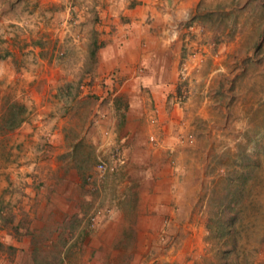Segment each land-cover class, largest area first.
<instances>
[{
	"label": "rangeland",
	"instance_id": "obj_1",
	"mask_svg": "<svg viewBox=\"0 0 264 264\" xmlns=\"http://www.w3.org/2000/svg\"><path fill=\"white\" fill-rule=\"evenodd\" d=\"M178 2L154 0L156 14H148L144 20L152 31V40L162 35L163 26L167 28L166 13ZM184 2L180 6L185 9ZM187 2L192 4L177 21L180 30L177 37L187 35V41L199 37V41L209 45L195 64L183 63L179 72L174 101L186 105L189 129L186 135L180 130L174 131L175 140L169 145L181 142L182 148L178 151L162 144L157 131H148L146 141L162 150V159L159 155L139 158L142 167L155 163L151 184L156 179L161 180L160 185L169 183L171 171L177 174L176 183H181L183 177L188 198L186 203L183 201L182 211L178 204L174 209L181 212L182 219L161 224L150 233L142 225L139 231H119L121 235L133 234L135 243L144 245L134 250L140 252L137 255L114 252L92 257L85 254L83 240L75 238L78 233L75 222L81 219L87 223L92 212L85 209L80 216L72 213L74 206L70 200L74 190L69 182L72 177L56 176L49 170L41 174L43 166L39 161L47 158L51 168L50 163L59 160L56 157L57 160L50 161L53 155L47 154L52 135L41 134L42 144L33 155L35 149L19 140L15 128L8 133L0 132V187L4 194L0 199V238L5 244L13 237L23 238L33 251L25 255L18 251L21 246H17L13 255L5 246L0 248V264H13L19 253H22V263L33 259L35 264H220L216 252L225 232L215 230L218 220L226 218L219 211L228 204L233 205L230 212L233 210L234 217L230 224L240 241L229 255V264H264V0ZM95 6H99V1L0 0V116L14 101L25 103L22 98L26 95L49 86L54 89L56 81L52 78L47 81L41 76L45 58L59 60L66 56L67 46L86 38L94 39V45L103 41L99 28H93L87 36L83 26L78 30L73 26L75 12L85 9L98 16L99 7ZM89 54L92 57L90 51ZM91 67L92 62L88 68ZM85 78H79L71 88L68 84L71 82L62 87L68 95L74 91L73 99L80 95L79 101L94 105L98 100L85 90L89 84ZM26 105V118L32 120L36 104ZM88 138L99 142L101 134L93 129ZM85 144L80 143L82 150ZM24 150L32 155H20ZM63 155L62 167L81 169L82 180L95 191L94 181L100 176L97 155L74 154L80 155L74 162L68 153ZM102 160L107 162V158ZM55 188L62 189L68 201L62 200L59 192H52ZM31 189H41L47 200L44 206H38ZM61 203L64 204L61 206ZM112 236L115 239L117 234L111 232L109 237ZM88 243L89 239L86 247Z\"/></svg>",
	"mask_w": 264,
	"mask_h": 264
},
{
	"label": "crops",
	"instance_id": "obj_2",
	"mask_svg": "<svg viewBox=\"0 0 264 264\" xmlns=\"http://www.w3.org/2000/svg\"><path fill=\"white\" fill-rule=\"evenodd\" d=\"M97 1L99 6L95 7H99L97 15L100 19L95 14L94 18L91 12L84 9L75 12L73 26L76 30L83 26L87 36H90L93 28H99L103 41L95 44L97 50L92 57L89 49L93 46L94 39L86 38L67 46L66 56L59 60H50L51 56L45 58L46 66L41 71V76L47 81L51 78L55 80V87L52 89L49 86L22 98L26 104L34 103L36 107L32 120L25 118L15 132L19 133V140L35 149L33 155L37 154L36 149L42 144L41 134L52 135L53 146L49 145L47 154L53 155L49 158L50 161L57 160L56 157L59 160L51 162V168L47 165V158L39 161L43 166L41 174L44 175L49 170V173L56 176L72 177L69 180L74 190V197L70 200L74 206L72 213L80 216L85 209L92 212L87 223L81 219L75 222L77 232L81 233L80 236L76 233L75 238L81 242L83 240L82 249L87 250L85 254L95 257L115 252L134 256L140 253L134 250L144 248V245L135 243L133 234L122 236L119 231H139V226L142 225L150 233L158 230L161 224L182 219L181 212H175L174 209L178 204L182 211L183 201L188 198V186L183 184V177L181 183H176L177 174L171 171L169 183L160 185L158 183L161 180L156 179L151 184L150 176L155 163L142 167L139 158L142 155H159L162 159V150L146 141V133L152 129L161 136L162 144L175 147L176 151L182 148L181 142L170 146L175 140L174 131L180 130L186 135L189 129L186 105L174 101L180 68L183 63L191 66L195 64L209 45L199 41V37L189 41L187 35L177 37V32L180 31L177 21L185 16L192 4L187 0L184 2L187 3L185 9L180 6L183 5V0H179L176 7L168 15L166 13L167 28L162 27V35H158L157 40L151 39L150 27H146L147 22L144 21L148 14H156L157 9L152 4L154 0ZM189 50L192 55H189ZM91 62L93 67L88 68ZM85 76V80L89 81L85 90L93 93L90 97L98 100L94 105L79 101L80 95L73 99L74 91H70L68 95V91L62 87L66 82H71L68 83L71 88V84ZM34 97L39 98L38 101L35 99L39 104L33 100ZM93 129L101 134L99 142L96 140L94 143V140L88 138ZM80 143H86L84 150L80 148ZM88 143H94V148ZM85 152L97 155L99 161L107 158V162H104L108 169L102 177L95 179V191L90 189L92 185L82 180L81 169L74 167L67 170L62 167L65 164L63 154L68 153L74 162L80 156L74 154ZM20 155L32 154L24 150ZM56 189L52 192H59L62 200L68 201L66 193H61L62 189ZM2 190L0 187V199L4 195ZM33 194L38 206H44L47 200L41 189H31V195ZM99 203V206L96 205ZM111 232L117 234L115 239L113 236L109 237ZM10 243L21 246L18 251L25 255L28 252L32 254L33 249L25 245V239L13 237ZM97 246L99 248H95ZM22 253L18 254L13 264H35L33 259L22 263Z\"/></svg>",
	"mask_w": 264,
	"mask_h": 264
},
{
	"label": "trees",
	"instance_id": "obj_3",
	"mask_svg": "<svg viewBox=\"0 0 264 264\" xmlns=\"http://www.w3.org/2000/svg\"><path fill=\"white\" fill-rule=\"evenodd\" d=\"M169 2H171V0H167V3ZM94 52L95 45L93 43V46L90 50L92 56L94 55ZM27 112L28 106L26 105V103L17 100L11 103L9 106L6 107L4 113L0 116V132L8 133L9 131H12L17 128L26 118ZM228 205L225 206L224 210L219 211V213L221 212L222 214H224L226 218H221L218 220V225L215 230L225 232V235L223 237L221 236V243H218L220 246L218 248V251L216 252L219 257V261L221 262L220 264L230 263L231 258L229 255L234 253L235 248L239 246L240 242L237 235L233 232L232 224H230L234 217L233 210L230 212V207L233 208V205ZM208 230H212L211 225L209 223ZM5 246L14 255L17 250V246L11 243L5 244L4 241H2L0 238V248H4Z\"/></svg>",
	"mask_w": 264,
	"mask_h": 264
},
{
	"label": "built area",
	"instance_id": "obj_4",
	"mask_svg": "<svg viewBox=\"0 0 264 264\" xmlns=\"http://www.w3.org/2000/svg\"><path fill=\"white\" fill-rule=\"evenodd\" d=\"M153 138V136H150ZM108 169V165L104 161H99L97 163V171L99 172V175L101 176L106 170ZM94 219V217H92Z\"/></svg>",
	"mask_w": 264,
	"mask_h": 264
}]
</instances>
